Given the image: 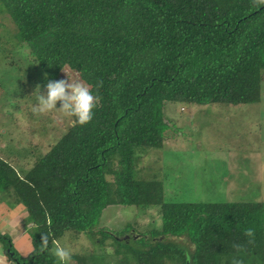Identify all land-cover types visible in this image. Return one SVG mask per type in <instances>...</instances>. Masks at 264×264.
Instances as JSON below:
<instances>
[{"label": "trees", "instance_id": "trees-1", "mask_svg": "<svg viewBox=\"0 0 264 264\" xmlns=\"http://www.w3.org/2000/svg\"><path fill=\"white\" fill-rule=\"evenodd\" d=\"M0 12L47 81L66 68L102 98L91 123L69 125L29 169L0 156V201L23 205L33 227L26 256L0 233L8 262L59 264L50 249L72 232L100 243L112 238L121 264H264L263 202H165L158 180L135 175L136 149L163 146L167 102L260 101L264 7L252 0H0ZM113 204L157 206L161 224L147 238L141 232L140 246L128 245L139 234L132 226L123 239L99 225ZM248 228L254 245L246 243ZM42 233L49 237L43 252ZM183 236L189 252L170 239ZM72 258L98 264L90 254Z\"/></svg>", "mask_w": 264, "mask_h": 264}, {"label": "rangeland", "instance_id": "rangeland-1", "mask_svg": "<svg viewBox=\"0 0 264 264\" xmlns=\"http://www.w3.org/2000/svg\"><path fill=\"white\" fill-rule=\"evenodd\" d=\"M14 33L12 21L0 12V156L25 171L71 123L55 112L45 115L32 112L37 85L40 93H44L48 81L31 59L28 48L17 43ZM65 73L78 79L75 72L64 68L56 81L67 79ZM164 113L171 123L163 146L136 149V177L158 180L165 202L264 203V71L259 102L239 105L167 102ZM4 193L0 192V196ZM4 205L13 215L1 214L0 230L11 237L18 252L25 253L33 248L28 236L18 233L33 232L31 223L22 217L25 208L15 205L14 209H7L6 202ZM99 221L100 227L109 228L118 237L124 236L129 226L133 227L130 230L147 236L159 228L161 215L157 206L143 210L135 205L113 204L103 210ZM70 233L53 244L52 254L59 243L69 248L72 256L90 254L98 264H121L122 255L114 252L112 238L100 243L92 235ZM170 239L188 252L193 248L184 236ZM128 241V245L140 246L136 243L138 239L130 237ZM4 246L0 240V256L4 257L0 264H6ZM72 264H78L77 260L72 258Z\"/></svg>", "mask_w": 264, "mask_h": 264}, {"label": "clouds", "instance_id": "clouds-1", "mask_svg": "<svg viewBox=\"0 0 264 264\" xmlns=\"http://www.w3.org/2000/svg\"><path fill=\"white\" fill-rule=\"evenodd\" d=\"M252 5L256 8L264 7V0H252ZM66 74V73H65ZM58 81L49 80L44 86L45 92L40 93V86L36 87V102L32 106V112L36 115H45L58 113L66 118L72 125L86 126L94 118V110L99 107L101 97L94 94L92 85L87 82L69 78ZM102 86V82L96 85V88ZM59 102V107L57 104ZM244 236L247 238L248 245L255 243V231L252 228L245 229ZM40 251L48 248L49 237L47 233L41 234ZM234 249L240 252L244 245L234 244ZM53 255L59 261V264H72V252L69 248L56 244ZM231 264H243L242 260L233 258Z\"/></svg>", "mask_w": 264, "mask_h": 264}, {"label": "crops", "instance_id": "crops-1", "mask_svg": "<svg viewBox=\"0 0 264 264\" xmlns=\"http://www.w3.org/2000/svg\"><path fill=\"white\" fill-rule=\"evenodd\" d=\"M19 205V206H18ZM4 203H2V204H0V218H1V216L3 215V216H5V215H9V214H12L13 215V211H11V213H9L8 211H6V208L4 209ZM16 206H18V207H22L23 205H20V204H17ZM15 206V207H16ZM15 207H13V209L15 208ZM23 208H24V206H23ZM7 209H11V208H9L8 206H7ZM2 214V215H1ZM27 216V212H26V210L24 211V215L22 216L24 219H25V217ZM0 233H4V231L3 230H0ZM18 233H22V234H19V235H25L26 237H27V241L29 242H31V240H30V235H28L27 233H26V231L24 230L23 232L22 231H19ZM33 249V248H32ZM32 249H30V250H28L27 252H25V253H22V252H19L22 256H26V255H28L29 254V252L32 250ZM18 251H19V249H17ZM2 258H4V257H2V256H0V260L2 259ZM3 260V259H2ZM6 260L7 259H5V263L7 264V262H6ZM3 264V263H2Z\"/></svg>", "mask_w": 264, "mask_h": 264}, {"label": "water", "instance_id": "water-1", "mask_svg": "<svg viewBox=\"0 0 264 264\" xmlns=\"http://www.w3.org/2000/svg\"><path fill=\"white\" fill-rule=\"evenodd\" d=\"M140 236H141L140 234H137V235H134V238L137 239V238H139ZM144 237L147 238L146 235H144ZM121 238H123V239H127V238H129V235L126 234V235L122 236ZM17 264H26V263H20V262L17 261Z\"/></svg>", "mask_w": 264, "mask_h": 264}]
</instances>
